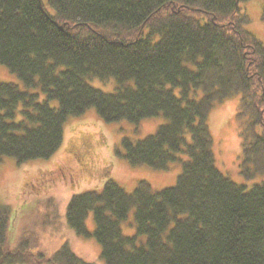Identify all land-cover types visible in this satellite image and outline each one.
<instances>
[{
  "label": "trees",
  "instance_id": "trees-1",
  "mask_svg": "<svg viewBox=\"0 0 264 264\" xmlns=\"http://www.w3.org/2000/svg\"><path fill=\"white\" fill-rule=\"evenodd\" d=\"M243 1L47 0L52 13L44 0H0V62L39 90L0 82V161L49 158L68 117L92 107L106 121L167 118L145 138H124L121 155L158 169L180 161L174 185L141 179L128 191L111 178L67 205L68 223L96 237L106 264H264V182L247 188L218 168L208 121L216 102L241 93V173L264 172V44L245 28ZM93 76L116 78L117 89L94 87ZM20 208L0 204V264H96L67 243L43 252Z\"/></svg>",
  "mask_w": 264,
  "mask_h": 264
},
{
  "label": "rangeland",
  "instance_id": "rangeland-1",
  "mask_svg": "<svg viewBox=\"0 0 264 264\" xmlns=\"http://www.w3.org/2000/svg\"><path fill=\"white\" fill-rule=\"evenodd\" d=\"M44 3L54 13V8L47 0ZM240 6L251 18L245 28L264 44V19L261 17L264 0H247L241 2ZM86 81L105 92H113L118 86L114 77L102 79L93 76L87 77ZM0 82H15L24 90L39 91L27 87L15 72L1 62ZM176 93H179L178 89ZM240 100L241 93H235L216 102L208 121L214 137L216 165L232 180L251 188L264 182V172L252 178H246L241 173L242 146L236 118ZM52 103L57 105L56 100ZM166 122L167 118L163 114L145 117L138 122L127 119L106 121L94 107L82 114L70 115L65 124L62 144L49 158L18 162L12 156L2 157L0 204L14 210L21 207V221L25 224L34 222L40 231V249L46 254L53 253L67 243L80 257L96 264H106L101 256V244L96 237L80 234L68 223L67 205L74 194L91 189L100 190L111 178L128 191H132L141 179L147 180L154 189L174 185L181 172L180 161L170 163L168 169H158L147 164L132 166L122 156L125 152L124 138L134 141L145 138ZM180 156L187 158L184 153ZM86 225L90 232L95 231L93 211L89 213ZM121 227L127 235L136 233L134 208L121 221ZM139 240L145 242L146 236L141 235Z\"/></svg>",
  "mask_w": 264,
  "mask_h": 264
},
{
  "label": "flooded vegetation",
  "instance_id": "flooded-vegetation-1",
  "mask_svg": "<svg viewBox=\"0 0 264 264\" xmlns=\"http://www.w3.org/2000/svg\"><path fill=\"white\" fill-rule=\"evenodd\" d=\"M86 151V150H85Z\"/></svg>",
  "mask_w": 264,
  "mask_h": 264
}]
</instances>
